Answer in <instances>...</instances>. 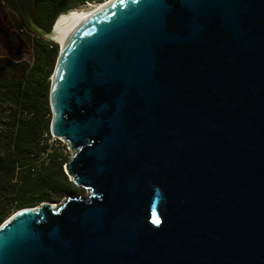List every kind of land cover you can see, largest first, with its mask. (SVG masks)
<instances>
[{"label": "water", "instance_id": "water-1", "mask_svg": "<svg viewBox=\"0 0 264 264\" xmlns=\"http://www.w3.org/2000/svg\"><path fill=\"white\" fill-rule=\"evenodd\" d=\"M49 106L89 195L11 214L0 264H264V0H114L60 48Z\"/></svg>", "mask_w": 264, "mask_h": 264}, {"label": "trees", "instance_id": "trees-1", "mask_svg": "<svg viewBox=\"0 0 264 264\" xmlns=\"http://www.w3.org/2000/svg\"><path fill=\"white\" fill-rule=\"evenodd\" d=\"M19 19L20 30L32 36V63L3 61L0 104L7 114L0 120V224L15 211L42 202L55 203L73 184L63 171L66 155L51 146L49 137V77L57 54L55 43L32 33L22 19L15 0H1ZM107 0H31L39 25L50 31L56 19L86 3ZM3 16L0 14V24ZM10 49L18 38L9 35ZM3 66V65H2ZM16 74H20L17 78Z\"/></svg>", "mask_w": 264, "mask_h": 264}, {"label": "rangeland", "instance_id": "rangeland-1", "mask_svg": "<svg viewBox=\"0 0 264 264\" xmlns=\"http://www.w3.org/2000/svg\"><path fill=\"white\" fill-rule=\"evenodd\" d=\"M91 4L93 6L99 5L100 3H86L83 6L77 8L76 10L82 9V8H89L87 5ZM0 14L3 16V19H1V24H0V32L2 31V34H0V70H3L4 68V63L3 61H9L13 64H21V63H26L29 66L32 63V36L26 32L24 29L20 30L19 27V19L17 18V15H15L14 12H10L8 10L3 2L0 0ZM65 14V13H64ZM63 15V14H61ZM60 15V16H61ZM59 18V17H58ZM56 22V21H55ZM19 26V27H18ZM10 34H15L18 38L17 45L13 49H10V41L9 35ZM57 46V54L56 58L54 61L53 65V72L55 69L56 61L60 52L61 45L59 42H56ZM3 65V66H2ZM52 72V74H53ZM52 74L49 77V83L51 84V78ZM20 74H16L17 78H19ZM7 106L5 104H0V120L4 119V116L7 114L6 108ZM49 112H50V122H51V111H50V106H49ZM50 134V132H49ZM48 143L56 148L58 152L63 153V155H66L68 160L71 158V151L69 150V145L67 142H65L62 139H56L54 138L51 134L47 138ZM89 195L88 190L73 186V192L66 193L64 194L63 197H61L58 201H56V204H59L65 200L66 197H83L86 198Z\"/></svg>", "mask_w": 264, "mask_h": 264}, {"label": "bare ground", "instance_id": "bare-ground-1", "mask_svg": "<svg viewBox=\"0 0 264 264\" xmlns=\"http://www.w3.org/2000/svg\"><path fill=\"white\" fill-rule=\"evenodd\" d=\"M114 0L105 1V3H100L99 5L88 4L89 8H82L79 10H72L65 13L56 19L54 30L59 33L57 42L61 45V50L66 45L70 36L85 22L94 17L97 13L108 7ZM84 199L83 197H81ZM54 207V205H53Z\"/></svg>", "mask_w": 264, "mask_h": 264}, {"label": "flooded vegetation", "instance_id": "flooded-vegetation-1", "mask_svg": "<svg viewBox=\"0 0 264 264\" xmlns=\"http://www.w3.org/2000/svg\"><path fill=\"white\" fill-rule=\"evenodd\" d=\"M2 31L0 32V34H2ZM4 70H0V80H2V78L5 76V71Z\"/></svg>", "mask_w": 264, "mask_h": 264}, {"label": "clouds", "instance_id": "clouds-1", "mask_svg": "<svg viewBox=\"0 0 264 264\" xmlns=\"http://www.w3.org/2000/svg\"><path fill=\"white\" fill-rule=\"evenodd\" d=\"M74 10H76V9H74ZM72 11V10H71ZM68 13V12H67Z\"/></svg>", "mask_w": 264, "mask_h": 264}]
</instances>
